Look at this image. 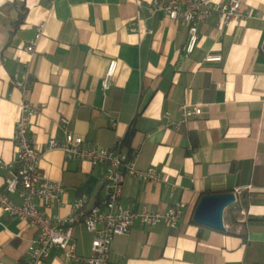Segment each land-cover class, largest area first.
Here are the masks:
<instances>
[{
  "label": "crops",
  "instance_id": "0c3cea01",
  "mask_svg": "<svg viewBox=\"0 0 264 264\" xmlns=\"http://www.w3.org/2000/svg\"><path fill=\"white\" fill-rule=\"evenodd\" d=\"M152 1L0 0V163L15 157L22 94L14 79L28 67V97L39 107L29 129L37 150L61 137L63 116L87 145L111 148L120 136L136 166H157L162 178L126 176L121 204L157 211L181 204L175 228L136 221L114 236L107 264H264V0H239L253 16L228 27L209 17L188 54L186 25L151 15ZM39 23L44 30L31 55L25 47ZM208 53L221 58L206 61ZM111 59L117 66L104 90ZM182 103L203 112L175 131L163 115L178 120ZM39 166L66 188L64 205L48 214H68L76 197L87 208L104 197L101 168L88 161H67L51 150ZM9 176L0 166V189ZM225 194L232 199L222 228L194 220L202 196ZM9 196L21 202L17 192ZM34 235L25 220L0 209V264H27ZM73 238L76 252L89 256L92 234L83 224L74 226ZM38 264H65L62 250L52 248Z\"/></svg>",
  "mask_w": 264,
  "mask_h": 264
},
{
  "label": "built area",
  "instance_id": "2783aa9c",
  "mask_svg": "<svg viewBox=\"0 0 264 264\" xmlns=\"http://www.w3.org/2000/svg\"><path fill=\"white\" fill-rule=\"evenodd\" d=\"M151 15L158 12L171 20H179L188 29V37L182 50L191 53L198 42V26L209 17L214 16L221 27H228L232 22H242L253 16L251 11L242 9L239 0H153L146 5ZM135 30V27H132ZM44 23L35 26L34 38L25 49L33 55L35 45L41 38ZM152 33V30H148ZM219 54L208 53L206 61H219ZM117 60L111 59L102 78V88L108 89L115 72ZM28 67L21 78L14 79V86L21 92L20 114L14 127L15 157L12 162H1L10 176L4 181L0 189V209L9 217L25 220L35 231L28 247L27 264H38L47 258L52 248L62 250L65 264L73 261H82L86 264H107L112 240L116 235L126 234L134 222L139 221L146 225L163 223L175 228L182 216V207L179 201L174 202L165 211H157L142 206L134 209L121 204L120 196L126 176L142 181L159 182L162 180L157 166L139 168L134 158L121 149L123 140L116 137L114 147H100L87 145L82 136L73 134L68 129V119L60 117L58 125L61 130L60 138H51L44 151L33 146L29 129L32 119L38 115L39 107L34 105L29 97L30 86L27 84ZM180 118L176 121L168 118L164 113L166 126L179 131L189 119L202 115L200 105L190 106L182 103L179 108ZM116 124L111 120V126ZM51 150L63 152L67 161H88L93 166L101 168L103 178L104 197L90 207H85V198L76 197L68 202L70 212L61 215L59 212L48 214L45 209L52 208L58 211L64 205L66 188L62 181L45 176L40 169L39 161L43 153ZM17 192L21 198L15 203L10 193ZM78 223L92 234L91 254L81 256L76 252V243L73 238L74 226Z\"/></svg>",
  "mask_w": 264,
  "mask_h": 264
},
{
  "label": "water",
  "instance_id": "95a60500",
  "mask_svg": "<svg viewBox=\"0 0 264 264\" xmlns=\"http://www.w3.org/2000/svg\"><path fill=\"white\" fill-rule=\"evenodd\" d=\"M231 199L230 194L202 196L195 210L194 220L215 228H222V213Z\"/></svg>",
  "mask_w": 264,
  "mask_h": 264
},
{
  "label": "bare ground",
  "instance_id": "6f19581e",
  "mask_svg": "<svg viewBox=\"0 0 264 264\" xmlns=\"http://www.w3.org/2000/svg\"><path fill=\"white\" fill-rule=\"evenodd\" d=\"M224 211V210H223ZM222 215H223V213H222Z\"/></svg>",
  "mask_w": 264,
  "mask_h": 264
},
{
  "label": "rangeland",
  "instance_id": "374dc122",
  "mask_svg": "<svg viewBox=\"0 0 264 264\" xmlns=\"http://www.w3.org/2000/svg\"><path fill=\"white\" fill-rule=\"evenodd\" d=\"M188 216H189V213H188Z\"/></svg>",
  "mask_w": 264,
  "mask_h": 264
},
{
  "label": "trees",
  "instance_id": "16d2710c",
  "mask_svg": "<svg viewBox=\"0 0 264 264\" xmlns=\"http://www.w3.org/2000/svg\"><path fill=\"white\" fill-rule=\"evenodd\" d=\"M126 137H128V136H126Z\"/></svg>",
  "mask_w": 264,
  "mask_h": 264
}]
</instances>
